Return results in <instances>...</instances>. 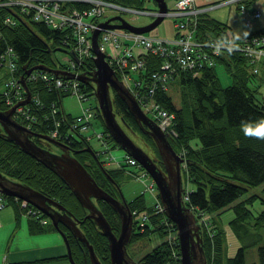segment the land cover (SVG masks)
I'll return each instance as SVG.
<instances>
[{
  "label": "trees",
  "instance_id": "16d2710c",
  "mask_svg": "<svg viewBox=\"0 0 264 264\" xmlns=\"http://www.w3.org/2000/svg\"><path fill=\"white\" fill-rule=\"evenodd\" d=\"M121 5L143 8L146 0H113ZM78 6V3H74ZM1 13L14 14L19 18H24L15 14V10L4 7L0 8ZM19 19L16 25L7 26L0 23V30L3 37L0 38V57L8 46H13L17 55V70L11 73L0 64V94L3 92L2 86L13 74L22 76L26 71L24 65L28 63V68L35 64H47L56 68H67L68 65L58 59L56 51H65L68 54L73 50V44L65 41V32L48 26L42 21ZM229 25L218 20L216 17L206 12L199 20V35L197 38H207L210 35H220L227 32ZM93 57H89L82 63L81 68L87 72L96 68ZM59 60V61H58ZM162 57L157 54L147 53L145 65L137 73H133L136 81H141V89H145L152 84L151 72L160 68ZM224 65L227 73L232 78V83L221 86L216 74V65ZM250 62L240 52L226 51L216 57L213 66L202 69L198 75L178 69L171 80L176 81V89L180 92V104L178 105L174 97L169 93L168 88L156 86L154 98L160 101L163 106L176 112L174 126L178 130L177 136H170L173 147L178 151L184 150L185 158L188 162L187 171L183 172L184 192L190 184L189 195L185 203L197 213L201 211L207 213L211 221L210 230L201 223V236L203 237V247L207 256V264H264V243L259 246L258 262H247L245 258L246 246L250 243L264 241V187L258 192H254L247 197V192L264 183V139L247 137L241 130L242 121L255 122L264 118V97L260 95L261 85L253 87L250 83L258 76L251 70ZM261 69H264V61ZM117 75L122 78L120 72ZM170 80V81H171ZM169 81V82H170ZM168 82V84H169ZM29 86L34 93L39 92L42 100L41 106L31 102L33 109L39 118L31 128L38 133H48L52 127V121L47 119L50 115L48 105L56 101L57 107H62V100L67 93H63L49 87L41 81H29ZM84 88L88 91L94 89L93 83H84ZM24 87V86H23ZM25 89V88H24ZM114 103V111L126 131L146 151L153 155L154 161L163 166L154 138L145 133L140 127L128 105L120 98L116 90L110 89ZM100 118L104 120L102 112L97 105ZM61 111H58L60 116ZM51 116V115H50ZM63 123V132L69 131L68 126ZM1 125V124H0ZM104 128L109 131L105 121ZM109 141H114V147H120L110 134ZM193 141H198V146H193ZM72 147L91 144L85 136L79 138L74 136L71 141H67ZM74 155L87 167L97 182L115 196H120L119 188L107 177L92 153L81 154L74 151ZM102 160L101 155H98ZM105 163V160H102ZM109 173L118 181V175L123 171V166L109 168L105 164ZM0 171L7 177L16 181L31 185L48 196H51L65 205L76 217L82 219L81 229L94 245L95 251L105 264H110V248L108 238L91 218H85L88 209L83 207L73 191L64 183L63 179L53 170L42 164L33 156L26 153L23 148L14 140L7 137L2 126H0ZM189 173V175H188ZM119 183V182H117ZM120 184V183H119ZM159 196V193H158ZM259 200L263 208L255 214L252 206ZM8 201L13 203L16 209V218L20 219L21 213L28 214L33 205L24 199H15L8 196ZM95 203L104 212L111 223L113 230L119 232L121 229V218L119 213L109 203L103 199L94 198ZM9 204V203H8ZM132 211L136 210L139 216L144 214L148 218L143 225L134 222V229L131 238L139 237L150 243L155 240V236L163 237L161 242L153 244V249L146 252L140 258L141 264H180L181 249L177 231V225L166 217L164 213H158L152 204H148L145 194L141 193L129 201ZM233 210L234 217L225 223L223 215ZM195 213V214H196ZM29 215L30 229L34 233L55 230L53 223H41L42 219L49 218L46 214L40 213L38 218ZM197 216V214H196ZM66 232L67 238L71 242V249L74 259L79 264H84L88 259V246L76 238L66 226L60 224ZM173 233L174 242L170 244L166 239L168 230ZM232 229L243 244L238 248L233 256L228 251V232ZM135 237V238H134ZM165 238V239H164ZM174 249L178 256L174 253ZM68 258V255H63ZM60 258V257H58ZM57 258V259H58ZM88 264H90L88 260Z\"/></svg>",
  "mask_w": 264,
  "mask_h": 264
},
{
  "label": "built area",
  "instance_id": "2783aa9c",
  "mask_svg": "<svg viewBox=\"0 0 264 264\" xmlns=\"http://www.w3.org/2000/svg\"><path fill=\"white\" fill-rule=\"evenodd\" d=\"M195 1L175 0V8L172 9V12H167V14L174 16L176 21L174 24H176L177 33L173 38H155L147 33L130 32L128 29L110 27L104 28L99 36L100 48L105 52L109 63L116 71L120 72L124 82L133 91L144 112L150 115L169 136L178 137V130L174 126V114L170 113L160 101L154 98L156 86L160 85L166 88L178 69L198 75L202 69L213 66L216 63V57L222 52L228 51L229 47H232L235 52H240L248 59L254 73L260 71L261 64L264 61V10H262L264 9V0H262V8L258 7L259 0H223L218 5L210 6L198 5ZM231 2H236L238 10L246 16L243 27L235 30L234 26L232 32L227 28V32L220 35H210L204 39L197 38L200 17L213 8ZM74 3H78V6H74ZM4 7L15 10V14L24 17L22 19L26 21H42L52 28L63 30L65 41L73 44V51L79 57L77 61L69 54V57L64 61L68 65L66 69L69 71L75 70V73L83 71L81 65L85 60L89 57H95L91 38L92 33L99 26L100 19L107 16L109 10L116 9L132 12L135 15H150L152 17L160 13L159 6L152 9L145 4L143 8L138 9L118 4L113 0H0V8L4 9ZM19 19L21 18L14 16V14H0L2 25H16ZM246 29L249 30L250 34L246 38L241 36L239 40H235V45H233L235 34L237 32L242 33ZM2 37L3 32L0 30V38ZM151 52L160 55L162 63L159 69L151 72L150 76L153 83L145 89H141V81H136L133 78V73H137L143 68L145 56ZM16 55L14 47L8 46L0 57V64L11 73H15L17 70ZM18 78V75L13 74L2 86L0 107H11L16 101L25 97L26 90ZM26 79L34 82L41 81L49 87V90L55 88L68 95L77 96L81 101L94 98V93L84 88V82L77 77L56 76L53 72L37 68L26 75ZM31 102L36 104V107L41 106L42 100L39 97V92L34 93ZM55 102L54 100L48 105L51 116L47 114V119L52 121V127L48 130V134L66 143L71 141L74 136L79 138L85 136L86 139L90 140L93 134L89 132L92 128H95L97 119L100 120L96 103L91 101L87 107L82 105V112L74 115L66 113L63 107H57ZM30 103L19 107L14 114L19 122L28 127H31L38 120L37 113L33 110L36 107H32ZM59 110L61 111L60 116L58 114ZM63 123L68 126L69 131L63 132ZM94 135L109 147L107 141L110 132H107L106 129L102 131L95 129ZM180 155L184 157L181 163L182 170H186L188 169V163L185 159L184 150L180 151ZM105 160L108 164L139 167L135 174L146 180L148 191L155 193L156 200L153 202L155 211L165 214L164 204L157 195L155 180L135 157L126 153L122 160H116L113 157ZM189 192V190H186L185 199L188 198ZM7 205V196L0 192V210H3ZM28 209L30 216L39 217L40 209L35 207ZM134 213L137 212L134 211ZM197 213L200 221L206 224L205 213L203 214L201 211ZM146 218H148L147 214H144L141 220L139 218V224L143 225L142 223ZM43 222H46V219ZM172 236L173 233H170V238ZM173 254L178 256L175 249Z\"/></svg>",
  "mask_w": 264,
  "mask_h": 264
},
{
  "label": "water",
  "instance_id": "95a60500",
  "mask_svg": "<svg viewBox=\"0 0 264 264\" xmlns=\"http://www.w3.org/2000/svg\"><path fill=\"white\" fill-rule=\"evenodd\" d=\"M159 6V14L149 23L143 25H134L121 14L113 15L99 23V26L93 30L92 42L95 52L94 62L96 68L93 71L68 70L65 68H56L47 64H35L28 68L24 65L26 71L18 80H21L27 97L19 99L8 109H0V126L8 138L19 144L29 155L42 162L45 166L53 170L60 176L64 183L70 187L80 203L88 209L85 218L93 219L108 237L110 248L111 264H140L129 253L127 244L129 243L134 229V213L129 201L122 194V189L118 181L109 173L104 163L100 160L98 153L92 145H87L82 150L91 152L97 164L100 165L104 174L116 184L120 191V196L116 197L108 190L102 187L87 167L71 152L70 145L62 140L54 138L47 133H38L31 127L19 122L14 113L21 104L30 102L32 92L25 75L31 73L34 69H44L53 72L56 76L74 78L77 77L85 83H94L95 95L102 112L107 128L115 139V142L128 154L135 157L138 162L149 172L156 182L161 202L164 204L166 215L177 225V231L181 249L180 264H207V256L203 247V237L201 236V225L194 211L185 203L183 190V174L181 162L184 158L173 147L168 135L161 129L156 121L147 115L135 94L128 89L123 79L117 75L116 71L106 58L105 52L100 48L99 36L104 28L128 29L130 32L147 33L156 28L164 20L168 12L166 0H155ZM119 20L120 23L113 21ZM70 54L78 61L79 57L75 51ZM83 62V61H82ZM61 74V75H60ZM56 81V80H55ZM18 82V81H17ZM116 90L120 98L126 102L129 110L145 133L151 135L155 140L163 165H159L154 158L126 131L123 124L118 121L112 100L110 89ZM65 118V117H64ZM72 127V126H71ZM73 128V127H72ZM74 129V128H73ZM75 130V129H74ZM76 131V130H75ZM77 133V131H76ZM42 137L62 149L61 153L52 152L50 149L42 147L32 137ZM0 191L8 196L24 199L33 206L39 208L51 220L54 226L64 233L66 245L68 248V259L73 264H79L73 256L71 242L67 238L66 232L60 227V222L70 230V232L88 246L89 258L91 264H104L97 255L94 245L90 243L84 231L79 227L83 220L76 217L64 204L55 198L46 195L42 191L33 188L31 185L16 181L4 175L0 171ZM94 198L103 199L109 203L120 215L121 229L117 234L104 212L95 203ZM84 264H88L85 258Z\"/></svg>",
  "mask_w": 264,
  "mask_h": 264
},
{
  "label": "rangeland",
  "instance_id": "374dc122",
  "mask_svg": "<svg viewBox=\"0 0 264 264\" xmlns=\"http://www.w3.org/2000/svg\"><path fill=\"white\" fill-rule=\"evenodd\" d=\"M222 1L223 0H196L195 2H197L198 5L210 6V5H218V4L222 3ZM173 2H174V0H168V6H169V8H170L169 10L171 12H172V9L175 8V3H173ZM145 4H146V6L152 8V9H155L158 6L154 0H146ZM258 7L262 8V0L258 1ZM132 8H136V7H132ZM138 9H140V8H138ZM209 13L211 16L216 17L218 20H220L224 23H227L229 25V29L231 32L233 31L234 26L241 24V23H243V24L245 23V17L246 16L242 15L241 12L238 10V4L236 2H231L228 4L220 5L216 8H213L212 10H210ZM117 14H121L122 16H124L126 19H128L134 25L147 24L154 19V17H152L150 15H135L132 12L129 13L128 11H119L116 9H111L108 11L107 16L100 19V21L105 20L106 18L112 17L113 15H117ZM174 23H176L175 17L170 15V14H167L165 16L164 20L162 21V23H160L152 31L147 32V34L149 36H152L155 38H173L176 35L175 33L177 32V27H176V24H174ZM56 55H57L58 59L61 60L62 62L65 61L69 57V54L67 52L60 51V50L56 51ZM25 65H28V63H26ZM2 73H5V72L3 71ZM2 73H0V76H3ZM216 74H217L218 79H219L218 84H220L221 86H227L233 82L231 76L227 73L224 65L221 63H218L216 65ZM27 82H29V81L27 80ZM250 83L252 84L253 87H256L257 85H261L259 93L262 97H264V69H261L258 76L256 78H254ZM175 85H176V81L171 80L167 87H168L169 93L174 97L175 102L179 105L180 104V97H179L180 92H179L178 88L176 89ZM31 92H32V97H31L30 102L32 101L33 95H34V91L31 90ZM26 97H27V94L25 95L24 98H26ZM94 100H95L94 98H90V100H82L81 101V100H79V98L77 96L68 95V96H65L63 98L62 102H63L64 108L67 112L76 115V114H79L82 112V105L87 107L89 105V102H91V101L96 103V101H94ZM17 102L18 101H16L15 103H17ZM30 102H28V103H30ZM23 105H26V104L19 105L16 108V111L19 107H21ZM95 129L97 131H102L104 129L103 121L101 118H100V120L97 119L96 124H95V128H92L89 133L93 134L92 138L90 140V143L93 145V147L96 150L102 151V159L105 160L106 158H111V157L115 158L116 160L124 159V157L126 155L125 150L122 149L121 147H118V146L114 147L113 146L114 141H111L112 142L111 147L109 146V150L104 153V151H106V149H107V146L100 139H98V137L96 135H94ZM198 145H199L198 141H193V146H198ZM107 167L115 168L117 166L109 165ZM138 169H139V167H136V166L125 165L123 171L120 172V174L118 175V182L120 183V186H121V189L123 192L122 194L124 195V197L128 201H130L133 198H135L137 195L144 193L146 200H147V203L148 204L150 203L153 205L154 204L153 202H155V200H156L155 193H153L150 190L148 191L146 189V180L144 178L136 176L135 173L138 171ZM188 175H189V173H188ZM189 186H190V184H189ZM263 187H264V183H262V185H260L258 187L250 189L247 192V194L244 196V198L247 197L248 195L254 193V192H258ZM157 192H158V190H157ZM116 197H118V196H116ZM14 208H15L14 204L9 203L6 206V208H4L3 210L0 211V213H1L2 211L7 210V209L11 210L13 213V219H14L13 220L14 223L12 222V224L11 225L9 224V226H7L8 224L4 223V221H1V222H3V224H5L7 226V228L3 229V231L0 235V246L7 247L13 234L18 235L16 241H20L22 244H25V243L33 244V242L31 240H27L25 238V232L28 231L27 229H29V224H28L29 216L26 213H21V216L19 219L21 221L19 222L20 224L17 225L18 221L16 220L17 219L16 218V210ZM262 208H263V206L260 204L259 200H257L255 202V204L252 206V210L255 212V214H257ZM205 215H206L207 223L204 225L207 227L208 232L212 233L210 230L211 221L209 219L208 214L205 213ZM137 218H138V220H139V218L141 220V216L138 215ZM223 221H224V218H223ZM46 222L52 223V220L50 218H48ZM224 222H227V220L225 219ZM41 223H45V222H43V219L41 220ZM138 224H139V221H138ZM47 233L50 236H44V237H46L45 240H41V238L37 239L40 244H52V243L61 242L68 252L64 233L61 230L56 228L55 230L54 229L49 230ZM170 233H172L171 229L168 230V233L166 235V239H168L170 244H172L174 242V240H173V236L170 238ZM161 240H163V237L155 236V240H153L150 243L147 240H142L139 237H137L136 240L134 239L132 241L131 250L140 259L142 255L146 254V252L153 249V244H157L158 242H161ZM226 241L228 244V251L227 252L231 256L235 255L237 253L238 248L243 244L241 237H239L232 229L229 230L228 240H226ZM108 243H109V241H108ZM263 243H264V241H261L259 243H250L249 245L246 246L245 258H246L247 262H258L259 256H258V250L257 249Z\"/></svg>",
  "mask_w": 264,
  "mask_h": 264
},
{
  "label": "crops",
  "instance_id": "0c3cea01",
  "mask_svg": "<svg viewBox=\"0 0 264 264\" xmlns=\"http://www.w3.org/2000/svg\"><path fill=\"white\" fill-rule=\"evenodd\" d=\"M242 27H243V23L238 24L235 26V30L241 29ZM62 107L65 110L63 102H62ZM66 113L69 112L66 111ZM22 213H26V212H22ZM233 217H234L233 210H229L223 215L224 221L226 219L227 222L230 221ZM13 220H14L13 213L11 210L7 209L0 213V235L3 229L7 228L9 224L10 225L12 224ZM16 220L18 221L17 225H19L20 224L19 222L21 220L19 219ZM1 221H4V223L8 225L6 226ZM29 229H30V225H29ZM29 229H27L28 231L25 232V238L27 240H31L33 244H28V243L22 244L20 241H16L18 235L13 234L7 247L0 246V264H73L70 261V259H68L69 257L68 258L63 257V255H68V252L61 242L52 243V244H40L38 242L37 240L38 238H41V240H45L46 237L44 236H50L47 233L48 231L41 233H34Z\"/></svg>",
  "mask_w": 264,
  "mask_h": 264
},
{
  "label": "clouds",
  "instance_id": "9594fccd",
  "mask_svg": "<svg viewBox=\"0 0 264 264\" xmlns=\"http://www.w3.org/2000/svg\"><path fill=\"white\" fill-rule=\"evenodd\" d=\"M264 10V9H262ZM249 30H243L241 32H237L235 34L233 45H235V40H239L241 36L247 37L249 35ZM228 51H233L232 47L228 48ZM241 130L243 131L244 135L247 137H254L257 139H264V118H260L259 120L255 122L251 121H242L241 122Z\"/></svg>",
  "mask_w": 264,
  "mask_h": 264
},
{
  "label": "flooded vegetation",
  "instance_id": "af4514ba",
  "mask_svg": "<svg viewBox=\"0 0 264 264\" xmlns=\"http://www.w3.org/2000/svg\"><path fill=\"white\" fill-rule=\"evenodd\" d=\"M113 22H115V23H120V21L119 20H115V21H113ZM38 144H40L42 147H45V148H48V149H50L52 152L54 151V152H56V153H61L62 152V149L60 148V147H58V146H56V145H54L53 143H51L50 141H48V140H46V139H44V138H42V137H39V136H33L32 137ZM92 145V144H91ZM87 146V144H85V145H79V146H74V147H72V146H70V148H71V152L74 154V151H77V152H79V153H81V154H85V153H87V152H89V151H87V150H82V149H84L85 147ZM93 146V145H92ZM91 153V152H90ZM93 155V154H92ZM94 156V155H93ZM152 156V155H151ZM162 160V159H161ZM163 162V161H162ZM164 166V165H163ZM136 217H134V222L135 221H137L136 219H135ZM60 224H63V223H61L60 222ZM79 225H80V223H79ZM70 231V230H69ZM117 234H119V232H116ZM135 238V237H134ZM133 238H131L130 239V241H129V243L127 244V249H128V251H129V253H130V255L136 260V261H138L139 263H140V259H139V257L138 256H136V254L131 250V245H132V240ZM135 240H136V238H135ZM90 257V256H89ZM88 257V260H89V262H90V264H91V261H90V258ZM102 261V260H101ZM103 262V261H102ZM104 263V262H103ZM105 264V263H104ZM110 264H111V260H110ZM141 264V263H140Z\"/></svg>",
  "mask_w": 264,
  "mask_h": 264
},
{
  "label": "bare ground",
  "instance_id": "6f19581e",
  "mask_svg": "<svg viewBox=\"0 0 264 264\" xmlns=\"http://www.w3.org/2000/svg\"><path fill=\"white\" fill-rule=\"evenodd\" d=\"M64 77V76H63ZM66 78H70V77H66ZM12 107V106H11ZM8 108H10L9 106L8 107H5V106H2V107H0V109H8ZM168 111L170 112V113H172V114H174V119H176V112L175 111H171V110H169L168 109ZM15 113H16V110H15ZM14 113V114H15ZM37 117L39 118V115H37ZM94 148V147H93ZM95 149V148H94ZM96 150V149H95ZM109 150V147H107V149H106V151H104V153L105 152H107ZM96 153H98V154H100L101 156H102V151H98V150H96Z\"/></svg>",
  "mask_w": 264,
  "mask_h": 264
}]
</instances>
